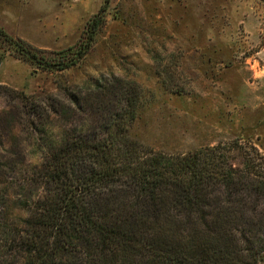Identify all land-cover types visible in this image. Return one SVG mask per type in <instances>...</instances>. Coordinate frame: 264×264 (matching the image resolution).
Returning <instances> with one entry per match:
<instances>
[{
  "label": "trees",
  "instance_id": "16d2710c",
  "mask_svg": "<svg viewBox=\"0 0 264 264\" xmlns=\"http://www.w3.org/2000/svg\"><path fill=\"white\" fill-rule=\"evenodd\" d=\"M102 12L75 47L58 53L0 28V62L11 53L50 73L69 69L90 50ZM3 91L19 102L16 117L39 159L30 179L17 185L18 219L0 217V264L264 261V232H256L264 229V159L257 152L243 154L237 142L186 154L145 147L128 135L141 92L122 79L87 80L61 90L60 101ZM61 106L73 118L58 135L44 131Z\"/></svg>",
  "mask_w": 264,
  "mask_h": 264
},
{
  "label": "rangeland",
  "instance_id": "374dc122",
  "mask_svg": "<svg viewBox=\"0 0 264 264\" xmlns=\"http://www.w3.org/2000/svg\"><path fill=\"white\" fill-rule=\"evenodd\" d=\"M102 8L103 23L77 65L50 73L11 53L0 62L1 218L18 219L17 185L30 179L39 159L29 129L16 117L19 102L4 88L60 101L61 90L87 80L122 79L141 92L128 135L145 147L186 154L237 142L243 154L264 159L262 0H0V28L58 53L84 38L87 22ZM61 108L44 131L58 135L73 118Z\"/></svg>",
  "mask_w": 264,
  "mask_h": 264
}]
</instances>
